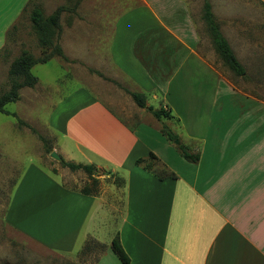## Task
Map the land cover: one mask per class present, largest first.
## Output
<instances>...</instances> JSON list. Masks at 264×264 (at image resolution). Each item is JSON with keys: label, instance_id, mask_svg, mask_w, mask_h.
<instances>
[{"label": "crops", "instance_id": "crops-1", "mask_svg": "<svg viewBox=\"0 0 264 264\" xmlns=\"http://www.w3.org/2000/svg\"><path fill=\"white\" fill-rule=\"evenodd\" d=\"M30 1L0 0V51ZM187 1L142 0L114 17L106 67L130 92L162 103L179 144L198 160H185L179 144L162 136L165 123L148 111L157 124L142 119L134 129L89 98L59 127L69 147L57 142L55 150L66 162L94 164L100 182L119 176L122 186L107 182L84 195L31 164L4 207L1 230L16 249L4 263L77 264V252L91 241L100 247L93 264H264V98L238 88L246 71L235 76L214 50L218 61L200 52ZM215 9L219 30L240 62L230 34L237 14ZM75 39L80 47L82 36L75 32ZM85 46L86 59L95 58L93 44ZM149 153L172 177L158 178L135 164ZM114 238L127 263L111 251Z\"/></svg>", "mask_w": 264, "mask_h": 264}, {"label": "rangeland", "instance_id": "rangeland-1", "mask_svg": "<svg viewBox=\"0 0 264 264\" xmlns=\"http://www.w3.org/2000/svg\"><path fill=\"white\" fill-rule=\"evenodd\" d=\"M203 1L188 0L185 6L200 36L198 45L200 52L204 51L211 61L213 59L218 61L201 17ZM208 1L211 7L216 8L217 14L224 11L237 14L238 19L234 22L238 27L230 33L231 40L238 59L247 72L245 79L238 78L237 85L246 93L264 98V0H223L224 2L221 3H218L219 0ZM137 2L142 0H81L74 12H62L59 44L68 60L54 57L45 64L34 65L31 73L37 79L36 85L33 88L20 89L19 99L5 106V109L14 113L16 117L0 113V258L2 259L0 264H6L7 262H3L4 257L16 250L10 246L1 230L4 207L11 197L12 188L20 174L28 166L32 164L55 174L52 177L69 188L81 189L85 186L94 190L91 180L84 172L70 171L62 167L59 161L50 157L52 151L60 156L55 150L57 142L60 147H69L62 140L59 127L63 126L65 119L74 108L93 98L102 102L122 122L134 129L136 125L133 123L142 119L144 123L157 124L145 109L135 105L128 94L131 91L130 85L106 67L108 59L105 45L110 23L114 17L126 15L137 8ZM74 4L75 0L30 1L16 22L14 30H10L6 46L0 51V94L9 89L8 67L22 50L28 51L35 57L41 56L42 51L32 31L29 12L34 7H38L44 16H48L59 6L70 9L74 7ZM91 14L94 16H87ZM73 23H77L78 26L72 25ZM85 24L92 29H85ZM240 24H244L242 28L246 43L242 41ZM87 31L90 32V36L86 34ZM75 32L83 38V41H78L81 44L80 47L76 46ZM86 35L89 37V42L86 40ZM86 43H92L96 48L95 58L86 59L84 50ZM146 105L153 106L155 109L162 108V103L153 97L149 101L146 100ZM169 120L162 118L160 121L164 122L163 125L174 134H180L175 128V123ZM39 137L43 141L39 140ZM164 138L170 142V145L176 140L179 141V138L173 142L165 136ZM46 149L50 152L47 153ZM176 149L179 150L178 147ZM151 162L152 169L160 172L162 166L156 161ZM98 173L100 172L97 171L95 175ZM101 174L107 176L105 172ZM97 181L98 192L101 187L108 185L107 182L113 183L114 178L111 175L101 180L102 182ZM85 245L77 252V264H93L100 251V247L91 241L86 242Z\"/></svg>", "mask_w": 264, "mask_h": 264}, {"label": "trees", "instance_id": "trees-1", "mask_svg": "<svg viewBox=\"0 0 264 264\" xmlns=\"http://www.w3.org/2000/svg\"><path fill=\"white\" fill-rule=\"evenodd\" d=\"M81 2V0H75L74 7L68 9L64 6L57 7L50 15L44 16L41 9L34 7L29 12V20L31 23L32 31L34 32L38 46L41 49V56L35 57L26 50H22L20 54L14 58L8 67V76L10 77L9 89L0 94V113L5 115H11L16 117L14 113H10L5 109L8 103L16 102L19 99V91L22 88H33L36 83V77L31 73V68L36 64H45L54 57H58L67 61L68 59L63 53V50L59 44V37L61 32L60 16L62 12L69 11L74 12L75 7ZM26 10V9H24ZM202 20L206 26L208 35L210 37L211 45L214 52L218 55L222 64L231 71L235 76L244 77L245 69L235 57L231 50L228 42L222 36L219 26L215 21L214 15L211 10V6L207 0H204L202 6ZM15 26V25H14ZM14 26L10 30H14ZM10 31L8 32V34ZM7 34V36H8ZM135 105L139 108L148 111L156 120L160 121L162 118H173L170 113L166 110L154 109L151 106L146 105V97L142 93L128 92ZM22 124L21 122H19ZM33 131V129H31ZM160 132L171 142L176 140L178 137L166 126L160 128ZM39 140L43 141L41 137ZM181 156L190 162H196L198 156L188 152V149L183 145L178 146ZM46 152L50 151L46 149ZM156 161V157L153 153H149L148 159H137L136 165H142V167L148 171H151L158 178H169L172 177V173L162 166L160 172L152 169V162ZM148 161V162H147ZM62 167L68 168L70 171H82L91 180V184L94 187L92 191L90 188L83 186L80 192L84 195H91L97 193V179L94 178L95 173L98 171L94 164H76L72 162H66L62 158L59 161ZM114 178V184L122 186L123 180L120 177L112 175ZM111 251L117 256L122 263H127L128 258L123 252L117 238H114L111 242Z\"/></svg>", "mask_w": 264, "mask_h": 264}, {"label": "water", "instance_id": "water-1", "mask_svg": "<svg viewBox=\"0 0 264 264\" xmlns=\"http://www.w3.org/2000/svg\"><path fill=\"white\" fill-rule=\"evenodd\" d=\"M174 143L178 145V144H179V141L176 140ZM50 157H51L52 159L56 160V161H60V159H61V157H60L55 151H52V152L50 153Z\"/></svg>", "mask_w": 264, "mask_h": 264}]
</instances>
